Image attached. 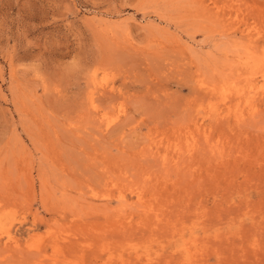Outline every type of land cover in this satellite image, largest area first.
I'll return each mask as SVG.
<instances>
[{
  "label": "rangeland",
  "instance_id": "rangeland-1",
  "mask_svg": "<svg viewBox=\"0 0 264 264\" xmlns=\"http://www.w3.org/2000/svg\"><path fill=\"white\" fill-rule=\"evenodd\" d=\"M0 264H264V0H0Z\"/></svg>",
  "mask_w": 264,
  "mask_h": 264
},
{
  "label": "bare ground",
  "instance_id": "bare-ground-1",
  "mask_svg": "<svg viewBox=\"0 0 264 264\" xmlns=\"http://www.w3.org/2000/svg\"><path fill=\"white\" fill-rule=\"evenodd\" d=\"M249 79V78H248ZM237 82V81H236ZM105 89V88H104ZM97 90V89H96ZM254 91H252L251 93H253ZM98 93V92H97ZM94 95V94H93ZM220 148V147H219ZM208 151V150H207Z\"/></svg>",
  "mask_w": 264,
  "mask_h": 264
}]
</instances>
